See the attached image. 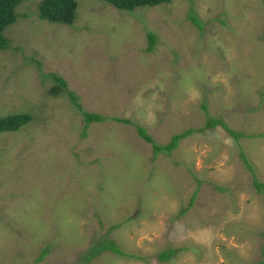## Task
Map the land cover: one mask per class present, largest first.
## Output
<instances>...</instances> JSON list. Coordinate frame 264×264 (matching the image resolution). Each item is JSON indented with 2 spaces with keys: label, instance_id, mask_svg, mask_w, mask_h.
<instances>
[{
  "label": "rangeland",
  "instance_id": "1",
  "mask_svg": "<svg viewBox=\"0 0 264 264\" xmlns=\"http://www.w3.org/2000/svg\"><path fill=\"white\" fill-rule=\"evenodd\" d=\"M40 2L17 6L0 50V117L32 116L0 134V264L262 260L264 192L252 180L264 183L263 0H172L133 13L76 0L71 26L38 19ZM49 74L74 102L49 93ZM75 103L103 117L84 136ZM206 116L245 137L199 131ZM136 126L160 145L195 132L154 157ZM106 241L136 258L85 260ZM168 248L178 252L161 262Z\"/></svg>",
  "mask_w": 264,
  "mask_h": 264
},
{
  "label": "trees",
  "instance_id": "2",
  "mask_svg": "<svg viewBox=\"0 0 264 264\" xmlns=\"http://www.w3.org/2000/svg\"><path fill=\"white\" fill-rule=\"evenodd\" d=\"M23 0H0V50H4L8 48V44L6 39L4 38V31L6 27L14 24L19 18V14L16 12V8L19 4H21ZM100 2H104L115 7L118 10L125 11L126 13H133L137 9L142 8H152L155 6L163 5L170 3L172 0H97ZM264 2V0H263ZM77 2L76 0H41L38 6V19L48 22L49 24H57L64 26H71L76 18V10H77ZM194 24H199L196 18L192 19ZM262 37L264 38V27L262 30ZM148 38V46L146 48V52H151L156 44V37L149 33L147 35ZM50 77L53 78L55 86H53L49 93L52 96H58L61 91L66 93L72 102L75 101V97L73 93L67 90V86L65 81L54 74H49ZM76 104V107L80 109L82 112V116L84 118L85 126L83 136L85 135L86 128L90 123H100L103 121V117L96 113H88L83 111L80 106ZM32 120V116L29 113H15L13 115H6L0 117V134L2 133H10L19 131L22 127L27 125ZM115 121H121L115 119ZM121 122L129 123L128 120H122ZM220 126L224 131H226L232 138L235 140H239L242 137H245L243 133L231 131L225 123L217 118H213L210 116H206V123L203 128L199 131H204L206 129L215 128ZM136 131L138 136L146 143L152 146L153 156H157L159 153L169 154L174 151L178 142L192 133L194 130H187L177 135L172 136V139L164 144H156L152 138L146 133L144 128L136 126ZM241 159L243 160L247 169L253 174V168L249 161L245 158V156L241 155ZM252 185L258 193L264 192V183L259 182L256 178L253 177ZM193 198L190 201L188 207L189 209L192 206ZM185 209V210H186ZM183 210L180 215L184 214L186 211ZM49 248L43 250L36 260V262L42 261V259L47 255ZM107 251L113 254H116L120 257H130L136 258L134 255H129L124 253L116 244L110 241H106L103 243L94 244L92 248L89 250V254H87L84 258L85 260H89L90 258L99 255L101 252ZM178 252L177 249L168 248L159 253L158 258L161 262L169 261L174 255ZM251 264H264V253L263 259Z\"/></svg>",
  "mask_w": 264,
  "mask_h": 264
}]
</instances>
